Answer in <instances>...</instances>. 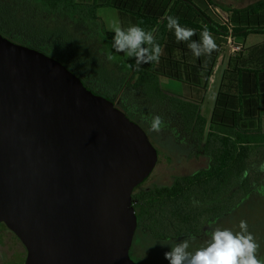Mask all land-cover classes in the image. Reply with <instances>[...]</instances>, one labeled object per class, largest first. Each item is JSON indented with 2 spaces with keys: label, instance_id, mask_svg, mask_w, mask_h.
<instances>
[{
  "label": "water",
  "instance_id": "1",
  "mask_svg": "<svg viewBox=\"0 0 264 264\" xmlns=\"http://www.w3.org/2000/svg\"><path fill=\"white\" fill-rule=\"evenodd\" d=\"M157 160L113 101L0 34V223L23 264H136L131 195Z\"/></svg>",
  "mask_w": 264,
  "mask_h": 264
},
{
  "label": "trees",
  "instance_id": "2",
  "mask_svg": "<svg viewBox=\"0 0 264 264\" xmlns=\"http://www.w3.org/2000/svg\"><path fill=\"white\" fill-rule=\"evenodd\" d=\"M43 1L50 9H70L86 19H96L100 6H110L130 14L135 24L145 30L153 31L162 49L159 60L136 66L134 58L127 56L128 62L133 63L130 79L122 90H105L104 93H109V97L117 95V102L111 101L143 128L158 155L154 138L171 137L183 146L190 140L193 154L202 144L201 152L209 157V161L206 167L176 176L170 184L145 187L144 180L134 187L131 196L137 227L133 238L151 236L173 240L204 235L209 226L229 213L233 191H244L246 182L251 183L250 179L253 181L257 177L249 165L255 154L264 153V58L257 65H241L242 59L236 56L239 53L234 54L232 61L236 63L231 66V62L224 72L210 117H205L200 108L221 45L217 38L225 41L231 33L245 39L249 33H264V0H255L243 7L216 0H202L203 5L196 0ZM215 7L227 13L226 20ZM169 15L177 17L182 26L194 30L192 40L199 41L206 29L214 38L216 49L210 55L194 56L188 47L190 41H177L174 30L168 28L166 16ZM0 34L54 57L88 89L102 93L98 90L101 86L92 81L98 80L90 77L95 74L89 61L71 53L57 40L44 37L38 41L2 14ZM262 54L264 49L256 50L248 59L254 61ZM205 57L210 60L209 65H206ZM160 76L182 80L189 85L190 94L184 96L164 91L159 83ZM153 115L163 118L165 123L161 131L150 127ZM0 225L9 230L5 224ZM132 250L131 246L130 256L136 264H155L136 256Z\"/></svg>",
  "mask_w": 264,
  "mask_h": 264
},
{
  "label": "rangeland",
  "instance_id": "3",
  "mask_svg": "<svg viewBox=\"0 0 264 264\" xmlns=\"http://www.w3.org/2000/svg\"><path fill=\"white\" fill-rule=\"evenodd\" d=\"M103 1L98 0V2ZM196 1L203 5L202 0ZM254 1L216 0V2L233 7H243ZM0 14L4 15L15 27L34 36L36 40L41 41L44 37L55 39L67 46L71 53L75 52L77 55L83 56L85 61H89V66L95 74V77H90L98 80V82L92 81L96 86H101L97 89L102 93L98 94L117 102V95H112L110 98V94L104 93V91L122 90L130 79L133 63L128 62L126 53L113 50L114 33L109 29L114 21H119L124 28L135 24L130 14L119 12L110 6H100L97 9L96 19H86L70 9H50L43 0H0ZM235 39L243 44L241 53L240 51L237 52L242 59L239 64L257 65V62L264 58V54H262L254 61L248 59L253 53H256V50L264 49V33H249L245 39ZM217 40L221 44L220 49L213 63L212 76L207 82L205 91H203L200 107L202 114L207 118L211 115L224 72L229 67L227 65L229 56H233L226 40L221 38H217ZM109 52L112 53L114 59H107ZM51 54L54 53L51 52ZM205 58L206 65H209L210 60ZM235 63L232 61L231 66H234ZM159 83L161 88L169 93L187 96L191 90L182 80L164 76L159 77ZM154 140L159 155L153 171L143 182L145 187L170 184L176 176L192 173L208 165L209 157L201 152L202 144L199 147V153L193 154L191 153L193 144L190 140L185 142L186 146L174 142L171 137L164 139L158 137ZM259 159L260 161L257 163ZM262 163H264V153L255 154L249 167L256 172L257 177L253 181L250 179L251 183H249L250 181L246 182L243 187L244 191H239V193L237 190L233 191L234 197L229 213L209 226L204 235L196 238L184 237L173 240L139 236V239L133 238L132 252L136 256L153 261L155 264H170L164 254L171 250V245L189 239V251H195L209 239L212 229L216 227L228 228L236 233L240 231V221L244 220L247 222L248 231L254 235L259 245L257 257L264 261V171L260 170ZM235 187L237 188V186ZM24 256L25 249L15 234L8 230L0 232V264H21Z\"/></svg>",
  "mask_w": 264,
  "mask_h": 264
},
{
  "label": "clouds",
  "instance_id": "4",
  "mask_svg": "<svg viewBox=\"0 0 264 264\" xmlns=\"http://www.w3.org/2000/svg\"><path fill=\"white\" fill-rule=\"evenodd\" d=\"M166 20L177 41H190L188 47L194 56L210 55L216 49L215 40L206 29L202 31L200 40L195 41L191 39L195 35L194 30L182 26L177 17L169 15ZM109 30L114 33L113 50L134 58L136 66L159 60L162 49L153 31L145 30L139 24L124 28L119 21H114ZM107 59H114L111 52L107 54ZM164 123L161 116L153 115L150 127L161 131ZM260 170L264 171V163L260 165ZM239 227L240 231L236 233L228 228L212 229L209 239L195 251H189V239H184L171 245V250L164 254L165 258L170 264H264L257 257L259 245L248 231L247 222L240 221Z\"/></svg>",
  "mask_w": 264,
  "mask_h": 264
},
{
  "label": "built area",
  "instance_id": "5",
  "mask_svg": "<svg viewBox=\"0 0 264 264\" xmlns=\"http://www.w3.org/2000/svg\"><path fill=\"white\" fill-rule=\"evenodd\" d=\"M215 10L220 15V17H222L224 20L227 19V13L224 10L219 7H215ZM235 38L237 37L233 36L231 33H229L226 38V44H228L229 46V51L231 55H234L235 53L243 49V44H241L240 41H236Z\"/></svg>",
  "mask_w": 264,
  "mask_h": 264
},
{
  "label": "crops",
  "instance_id": "6",
  "mask_svg": "<svg viewBox=\"0 0 264 264\" xmlns=\"http://www.w3.org/2000/svg\"><path fill=\"white\" fill-rule=\"evenodd\" d=\"M239 39H240V38H239ZM236 56H238V57L240 58V55H239V54H237ZM232 57H234V55H233V56H229V59H228L227 65L231 64V62H232ZM193 58H194V57H193ZM240 59H241V58H240ZM212 73H213V71H212ZM212 73H211L209 79L211 78ZM208 81H209V80H208ZM188 86H189V85H188ZM189 88H190V87H189ZM189 94H190V92H189Z\"/></svg>",
  "mask_w": 264,
  "mask_h": 264
},
{
  "label": "flooded vegetation",
  "instance_id": "7",
  "mask_svg": "<svg viewBox=\"0 0 264 264\" xmlns=\"http://www.w3.org/2000/svg\"><path fill=\"white\" fill-rule=\"evenodd\" d=\"M7 229H5L3 226L0 225V232H5ZM9 231V230H8ZM11 232V231H10ZM23 264V263H22Z\"/></svg>",
  "mask_w": 264,
  "mask_h": 264
}]
</instances>
